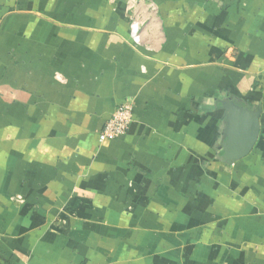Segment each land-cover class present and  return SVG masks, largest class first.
Returning a JSON list of instances; mask_svg holds the SVG:
<instances>
[{
  "label": "crops",
  "instance_id": "0c3cea01",
  "mask_svg": "<svg viewBox=\"0 0 264 264\" xmlns=\"http://www.w3.org/2000/svg\"><path fill=\"white\" fill-rule=\"evenodd\" d=\"M0 264H264V0H0Z\"/></svg>",
  "mask_w": 264,
  "mask_h": 264
},
{
  "label": "water",
  "instance_id": "95a60500",
  "mask_svg": "<svg viewBox=\"0 0 264 264\" xmlns=\"http://www.w3.org/2000/svg\"><path fill=\"white\" fill-rule=\"evenodd\" d=\"M225 107L231 111L230 120L233 125L224 152L229 157L228 159L234 160L246 155L255 143L259 130L258 116L257 114H250L247 110L233 103H227Z\"/></svg>",
  "mask_w": 264,
  "mask_h": 264
},
{
  "label": "built area",
  "instance_id": "2783aa9c",
  "mask_svg": "<svg viewBox=\"0 0 264 264\" xmlns=\"http://www.w3.org/2000/svg\"><path fill=\"white\" fill-rule=\"evenodd\" d=\"M130 34L133 40H137V23L134 21L130 23ZM132 111L133 102L126 99L105 122L100 132V140H113L124 135L132 122Z\"/></svg>",
  "mask_w": 264,
  "mask_h": 264
}]
</instances>
